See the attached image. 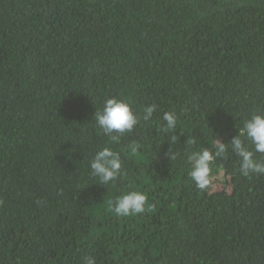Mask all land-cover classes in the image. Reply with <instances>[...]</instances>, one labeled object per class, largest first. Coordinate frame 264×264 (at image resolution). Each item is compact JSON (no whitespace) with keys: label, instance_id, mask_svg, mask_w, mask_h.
<instances>
[{"label":"trees","instance_id":"trees-1","mask_svg":"<svg viewBox=\"0 0 264 264\" xmlns=\"http://www.w3.org/2000/svg\"><path fill=\"white\" fill-rule=\"evenodd\" d=\"M109 96L158 106L113 146L126 170L115 187L88 167ZM172 110L170 164L157 146ZM253 112L264 0H0V264H264V175L232 174L229 153L223 182L201 192L184 162L186 139L226 142ZM126 190L154 208L115 216L107 202Z\"/></svg>","mask_w":264,"mask_h":264},{"label":"clouds","instance_id":"clouds-1","mask_svg":"<svg viewBox=\"0 0 264 264\" xmlns=\"http://www.w3.org/2000/svg\"><path fill=\"white\" fill-rule=\"evenodd\" d=\"M157 112L158 106L155 103L137 109L129 99L117 96L106 97L99 108L95 107L92 122L107 138L105 146L95 152L88 164L89 174L98 181L97 185L115 187L121 177L126 175L121 154L113 146L120 145L124 136L132 133L142 122H152ZM160 120L163 122L162 132L167 135L157 148L167 142L169 148L163 157L171 164L180 156L179 152L173 150V146L179 142L176 134L179 116L175 110L164 111ZM217 134L219 139L211 147H192L197 145L195 138L184 141L189 146L184 162L188 167L190 181L197 189L201 192L209 191L217 187L218 181L223 182L224 165L217 162L228 160L229 153L236 159L232 174L238 173L249 178L264 175V113L253 112L226 142ZM129 147L133 153H137L141 145L133 142ZM107 204L108 210L117 217H135L154 208L148 193L140 190L123 191L109 199ZM83 264H97L96 257L84 256Z\"/></svg>","mask_w":264,"mask_h":264}]
</instances>
